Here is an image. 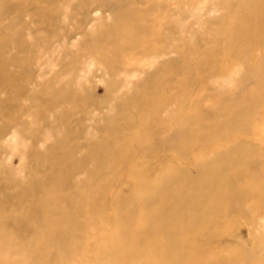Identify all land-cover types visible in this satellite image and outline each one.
<instances>
[{
    "label": "bare ground",
    "instance_id": "6f19581e",
    "mask_svg": "<svg viewBox=\"0 0 264 264\" xmlns=\"http://www.w3.org/2000/svg\"><path fill=\"white\" fill-rule=\"evenodd\" d=\"M239 1L215 3L226 11L211 23L213 36L198 37L182 54L174 47V7L161 0H0V140L12 125L30 142L19 154L21 176L0 161V264H264V223L252 250L220 241L238 218L247 226L264 221V151L247 140L264 108V57L254 55L264 43V0ZM62 15L76 22L73 29ZM91 22L100 29L82 34ZM78 34L79 53H65L60 69L97 61L107 96L94 102L90 91L78 94L73 74L57 83L61 71L28 90L35 50L60 55L68 52L63 40ZM54 39L59 47L51 51ZM9 41L14 54L6 52ZM161 56L148 72L140 67ZM174 64L182 69L179 85L165 73ZM230 65L244 66L239 80ZM139 71L146 77L134 91L111 96L123 84L119 73ZM212 78L236 83L206 90ZM21 97L29 102L22 110ZM58 101L66 107L54 113ZM84 104L107 113L86 127ZM36 118L53 138L42 150ZM163 123V138L153 142ZM259 133L264 141V121ZM220 143L226 146L193 159L195 173L179 163L194 145L205 152Z\"/></svg>",
    "mask_w": 264,
    "mask_h": 264
},
{
    "label": "rangeland",
    "instance_id": "374dc122",
    "mask_svg": "<svg viewBox=\"0 0 264 264\" xmlns=\"http://www.w3.org/2000/svg\"><path fill=\"white\" fill-rule=\"evenodd\" d=\"M164 3H171L174 7V19H171V22L174 23V47L181 45L182 48L181 52L182 54L188 53V51L193 50L191 46L196 45L198 37H203L205 39L211 38L214 34V31H216V28L214 26H211V23L215 20L221 17L226 10H222L219 8H216L214 6L215 3H219L223 0H193L192 2L188 3L185 0H161ZM229 3H233L236 5H241L242 2L239 0H226ZM73 3V0H71L70 5ZM68 3H64L60 5V9H62L63 12H66V14H69L70 9L68 8ZM246 13L252 14V8H245ZM99 14L94 15L95 18H97ZM62 17V22L66 25L67 28L73 29V26L76 25V22L73 20H69L65 17ZM107 23L109 21L108 16H105ZM93 23L87 24L84 29H82V34H88L91 31L97 32L100 28L94 29ZM93 26V27H92ZM25 40H29V37L26 36ZM52 41V48L57 49L58 42ZM80 41V34L76 35V38L71 41V43H67L65 40H63L62 45L65 47L68 52H53L50 53V55H47L45 52V48H37L36 54L37 56L34 59V63L32 65V69L34 71L33 78L31 81H26L28 90H31L35 88V83L43 82V79H51L53 73H59L61 71L59 79H57V83L65 84L67 83V74L70 75L73 74L74 80L72 78L71 80V87L78 93V94H84L86 91H90L92 94L91 98L95 102L100 101L104 99L106 95V80L102 77V70L101 65L95 60L92 61H83L80 60L78 65L72 69V71L67 72V69H60V62L65 61L66 57H63V55L66 53L68 55H77L79 53L77 51V46L79 45ZM183 43V44H181ZM186 46V47H184ZM199 46L196 47L198 49ZM195 49V50H196ZM6 52L8 54H14L15 53V47L14 42L9 41L8 45H6ZM180 52H174V55L172 54L171 57H174V60L178 59ZM254 55L256 57H264V43H261L258 49L254 52ZM63 57V58H62ZM62 58V59H61ZM166 58V56H161L159 58L151 59L152 62L148 61H141L140 67L143 68L146 72H148L155 64L158 63V61H162ZM45 61V62H44ZM62 61V62H63ZM124 62H127V60L124 58ZM237 67V71L235 70V67L230 65L228 68V72H231V75H236V81L239 80L240 75L244 73V66ZM71 66H68L67 68H70ZM10 70H16L13 66H9ZM243 68V69H242ZM48 71V74L46 76L44 75L45 71ZM182 72V69L179 65H175L171 68L165 69V73L167 76L174 77V83L179 85L180 84V74ZM230 75V76H231ZM146 75L145 73L139 71V72H130V73H119L118 75V81H123V84L118 87V89H115L111 96H120L122 94H130L132 91L135 90L136 85L141 84L144 80ZM236 81H226V83H223L216 79H208L205 82V88L208 89H215L217 87H221L222 89H226L227 91H230L233 89V86L235 85ZM34 82V83H29ZM27 90V91H28ZM36 90V89H34ZM30 93V92H29ZM0 100H6V97L3 93L0 94ZM178 100V99H177ZM18 103L20 106V109H24L28 106L29 102L27 100V97H21L18 99ZM179 101V100H178ZM207 104L206 100H201L199 103L200 108H204ZM83 109L86 111H89L90 114L87 117H84L86 120L84 121V126H90L93 124V118L96 119L98 116H102L107 113L106 107L101 106L99 110H96L94 106L84 104L81 105ZM66 107L65 103L62 101H58L56 104V107L52 110L54 113H57L64 109ZM168 109H165L161 113V117L165 118L167 117L168 112L166 111ZM49 111V110H47ZM81 111L76 112L79 113L75 117L81 118ZM45 114V112H44ZM46 118L51 117L50 112L46 113ZM24 120H32V117L24 116ZM37 125L36 133H37V140L38 145L36 148L38 150H42L45 146L52 143L53 138L52 134H50L49 131L44 130L43 133L39 130L40 125V118L34 119ZM264 121V108L261 109V111L256 115L254 118L253 124H252V135L247 139L250 141V143L260 150L264 151V141L259 133L260 129L262 128V124ZM5 125H10L6 121H4ZM2 125V121H0V126ZM169 123H163L158 124L155 127V135L153 137V142L160 141L164 136V131L168 128ZM34 128V129H35ZM10 130L7 132L6 137L4 140H0V147L5 151V153L0 154V161L4 164L11 165L10 169L15 173V176H21L20 174V168L24 163L23 159H20L19 154L23 151L24 144L22 143L21 139L17 137V134L15 133L14 126H10ZM158 129V131H157ZM160 129V130H159ZM164 130L161 132V130ZM160 131V132H159ZM159 132V134L157 133ZM161 133V134H160ZM26 144H30L26 143ZM225 143L215 144L211 145L209 149H207L205 152H201L198 150V147L196 145L192 146L190 149L189 157L186 161H180V164H183L186 169L191 172L195 173L192 164V161L194 158H205L209 155L211 151H215L218 149H221L225 147ZM36 186V185H35ZM128 186L132 187L133 182L131 179H128ZM250 205L248 203L244 204V209L249 207ZM255 217V216H254ZM259 224L257 226H247L244 222V219L238 218L236 221L232 224V226L228 229V231L220 236V241L224 244H228L229 246H232L235 243H238L239 246L247 249L252 250L254 246V235H258L261 231V225H263L264 221L259 219ZM241 221V222H239ZM239 222V223H238ZM89 230H91L89 228ZM237 235V236H236ZM233 239V240H232Z\"/></svg>",
    "mask_w": 264,
    "mask_h": 264
}]
</instances>
